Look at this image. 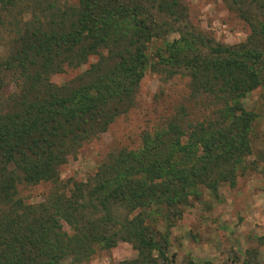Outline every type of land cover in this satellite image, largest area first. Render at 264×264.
I'll use <instances>...</instances> for the list:
<instances>
[{"label": "trees", "instance_id": "1", "mask_svg": "<svg viewBox=\"0 0 264 264\" xmlns=\"http://www.w3.org/2000/svg\"><path fill=\"white\" fill-rule=\"evenodd\" d=\"M21 1L30 16L17 29L4 21ZM180 2L76 0L50 17H36L29 10L35 0H0V85L9 74L17 90L0 100V264L81 263L117 242L137 252L117 264H156L153 254L161 256L164 247L155 240L159 215L152 211L187 203V195L201 189L215 193L246 170L253 119L241 99L262 81L248 64L260 54L244 45L203 44ZM143 5L186 29L156 50L152 64L145 50L154 28L138 17ZM90 57L95 62L68 82H49ZM148 66L184 73L191 91L217 101L216 112L193 126L184 125L183 111L174 113L158 130L142 134L139 149L118 150L91 178L61 187L43 203L25 206L14 198L19 183L56 184L66 157L132 106Z\"/></svg>", "mask_w": 264, "mask_h": 264}, {"label": "rangeland", "instance_id": "2", "mask_svg": "<svg viewBox=\"0 0 264 264\" xmlns=\"http://www.w3.org/2000/svg\"><path fill=\"white\" fill-rule=\"evenodd\" d=\"M180 3L190 31L198 33L203 44L244 45L259 53L256 61L248 64L262 81L241 99L242 108L253 119L248 134L251 152L245 157L249 165L242 173L237 172L232 185L223 182L215 193L201 189L196 197L187 195V203L172 202L152 211L151 215H159L155 228L160 235L155 240L164 247L161 256L153 254L155 263L264 264V0H181ZM75 4L76 0H35V5L29 6V10L33 16L42 14L50 17L63 6ZM25 5L21 1L4 22L16 24L17 29L21 27L20 22H25L30 16ZM143 8L138 17L151 22L154 28L155 37L145 50L148 63L152 64L157 60L156 50H162L164 43L177 40L178 30L185 32L186 29L172 25L165 16L147 5ZM254 30L258 34H254ZM2 40L5 45L6 35ZM3 52L4 47H0V54ZM94 62L95 57H90L79 68H67L49 76L48 80L55 86L62 85ZM15 92L14 79L6 74L1 79L0 100ZM216 102L201 91H191L189 78L184 73L171 75L148 66L135 90L132 106L116 116L103 132L87 138L66 157L59 167L56 184L19 183L15 185L14 198L25 206L43 203L48 195L60 191L61 187L66 189L72 182L91 178L97 167L118 150L139 149L142 134L158 130L161 123L174 113L183 111L181 120L184 125L193 126L216 112ZM62 230L69 232L63 222ZM136 257L137 252L132 245L117 242L107 251L96 250L81 263L70 260L65 263L117 264Z\"/></svg>", "mask_w": 264, "mask_h": 264}]
</instances>
